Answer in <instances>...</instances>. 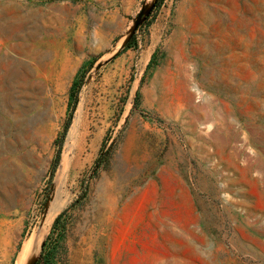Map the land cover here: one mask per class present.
I'll use <instances>...</instances> for the list:
<instances>
[{
	"label": "rangeland",
	"instance_id": "obj_1",
	"mask_svg": "<svg viewBox=\"0 0 264 264\" xmlns=\"http://www.w3.org/2000/svg\"><path fill=\"white\" fill-rule=\"evenodd\" d=\"M0 27L44 59L0 88V264L53 206L31 264H264V0H0Z\"/></svg>",
	"mask_w": 264,
	"mask_h": 264
},
{
	"label": "bare ground",
	"instance_id": "obj_2",
	"mask_svg": "<svg viewBox=\"0 0 264 264\" xmlns=\"http://www.w3.org/2000/svg\"><path fill=\"white\" fill-rule=\"evenodd\" d=\"M1 30H2V27H0V31ZM4 45L0 52V63L2 65V69L0 71L1 72L0 73V86H1L0 88L1 89L4 86L3 85L4 80H7L13 74L21 75L23 68H29L30 71L33 73L34 77L38 78L40 76V74H37V73L39 70L42 69V65H43L42 63L44 61L43 57L41 56L42 53L40 54L41 51H38L35 48H31L30 50L21 51L18 56H14V55L12 56L10 52L16 48L15 45L13 46H10V45L4 46ZM4 47H5V50H4ZM18 109L14 110L15 115L17 112H19ZM75 131H76V128L74 132ZM71 138H72V133L70 135V139ZM16 166L18 167L17 169L20 170L22 173L23 171V169H21L23 168L22 164L18 163ZM65 168H66V161L64 160L61 165L62 174L65 171ZM6 170H9L8 161L6 158L0 157V175L4 173ZM3 181L2 183H4ZM2 190L3 189H0V192H2ZM57 208H58L57 206H53L52 208H50L47 218L44 219V222L34 231L31 237L24 243L21 251L19 252V256L15 264H31L34 261L35 257L37 256L39 252L43 235L45 234L46 228L48 227L47 225L50 223L51 218L56 213Z\"/></svg>",
	"mask_w": 264,
	"mask_h": 264
},
{
	"label": "trees",
	"instance_id": "obj_3",
	"mask_svg": "<svg viewBox=\"0 0 264 264\" xmlns=\"http://www.w3.org/2000/svg\"><path fill=\"white\" fill-rule=\"evenodd\" d=\"M129 43H130V42H129ZM129 43H128V44H129ZM127 46H128V45H127Z\"/></svg>",
	"mask_w": 264,
	"mask_h": 264
}]
</instances>
